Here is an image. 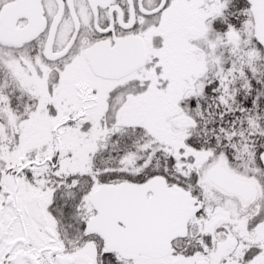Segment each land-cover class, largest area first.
Listing matches in <instances>:
<instances>
[{
  "label": "snow or ice",
  "instance_id": "6c2138e0",
  "mask_svg": "<svg viewBox=\"0 0 264 264\" xmlns=\"http://www.w3.org/2000/svg\"><path fill=\"white\" fill-rule=\"evenodd\" d=\"M0 264H264V0H0Z\"/></svg>",
  "mask_w": 264,
  "mask_h": 264
}]
</instances>
